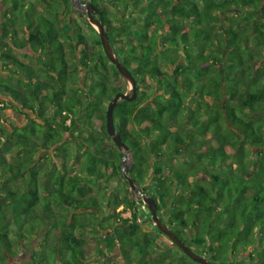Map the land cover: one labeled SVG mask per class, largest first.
<instances>
[{
	"label": "trees",
	"instance_id": "16d2710c",
	"mask_svg": "<svg viewBox=\"0 0 264 264\" xmlns=\"http://www.w3.org/2000/svg\"><path fill=\"white\" fill-rule=\"evenodd\" d=\"M1 1L0 67L15 66L24 79L17 86L0 70V264L12 251L10 231L20 246L25 231L41 236L27 264H107L114 251L124 264H167L161 233L146 228L151 216H139L134 200L145 206L122 176V152L101 139L109 138L107 105L125 84L105 55H93L99 37H89L70 0ZM81 1L100 11L136 81L137 98L113 110L129 149L126 174L197 254L238 262L251 247L257 256L248 259L264 264V0H146L133 13L123 9L135 0ZM117 6L114 24L108 9ZM20 37L31 65L13 54ZM5 99L34 118L20 127L9 120L7 129ZM68 120L82 125L78 136L66 134ZM7 144L26 158L7 163ZM94 242L103 260L91 253ZM172 259L197 264L182 253Z\"/></svg>",
	"mask_w": 264,
	"mask_h": 264
},
{
	"label": "rangeland",
	"instance_id": "374dc122",
	"mask_svg": "<svg viewBox=\"0 0 264 264\" xmlns=\"http://www.w3.org/2000/svg\"><path fill=\"white\" fill-rule=\"evenodd\" d=\"M145 1L146 0H135L134 2H131L128 5V7L124 8L123 11L126 12L127 10H131L132 13L133 12H137L136 10H140L141 9L140 6H142L141 4H143V2H145ZM2 3L3 2L0 0V12L4 11L6 9V7H7V6H5ZM117 8H118V6L108 9V13H110L109 18L114 24L116 23V21L114 19L115 16H116L115 15L116 13H114V12L122 11L121 7H120V10L117 9ZM80 13L82 14L83 12H80ZM228 15L229 16L236 15V17H237L238 13L237 12H230ZM117 16L120 17L121 14H119ZM133 16L135 18L137 17L136 14H133ZM241 16L242 17L243 16H247L249 18H253L255 15L246 14V12H245V14H242V12H241ZM74 20L77 21L76 19H74ZM137 20H139V19H137ZM0 21H2V20H0ZM84 27L87 30V32L89 34V37L92 40H96V38L98 37L97 29L95 27L91 26L89 23H88V25H84ZM1 28H2V26H1V23H0V33H2L1 32ZM27 40H28V38L20 37L18 39V47H14L13 46V54L15 55V57H17L16 60H17L18 63L31 65V60L27 56H24L25 54H27L29 52L28 46H27ZM91 51H92L94 56H98L101 59L104 56V53L102 51L101 46L100 47H96V48L92 49ZM0 70L5 75H9L10 76V74H11L13 77H15L13 79V82L17 86L20 85L21 82L24 79V77L21 74L15 73V72H17V68L15 66L9 65L8 67H5V68L0 67ZM139 89H140L141 92L144 91V88H142V87L139 88ZM125 90H126V87H125ZM4 101L6 103H9V105H7V108L3 112V119H2L3 125L7 129H10L9 120L15 126L20 127V126L26 124L29 120H31L34 117V114H32L29 111L28 108H24V109L18 108V109H16L18 107V105H15V103L13 101L8 100V99H5ZM44 110L45 111H49V113H50V110H52V109L51 108L49 109V105H46V106H44ZM68 122H69V120L67 121V125L65 126L66 134L68 135L71 132L74 135L76 134L78 136L80 134L79 131L82 130V128H81L82 125L80 124L78 127H74V126H71V125L69 126ZM93 122H95V126L96 127H100V129L102 130L103 122H102L101 119L95 118V119H93ZM76 130H78V132H75ZM86 139L87 138H80V141L84 142ZM101 139H102V141L105 144H111L112 143L109 138L105 137V138H101ZM77 142H79L78 138H77ZM7 146H9V147H6L8 149L3 150V152H2V155L5 158L7 163L16 162L18 160V157L26 158V156L23 155V153L19 152L18 150H14V147H12V146H10L8 144H7ZM261 149L264 150V145H263V147H261ZM50 153L52 154V151H50ZM43 154H45L44 150H40L39 153L35 154V159L37 160V162L39 160V157L41 155H43ZM54 161L56 162V159H54ZM73 161L76 162V165L74 164L75 165L74 168H77V166H80V164H82L81 158H80V160L74 159ZM73 161H71V162H73ZM40 162H41V160H40ZM130 162H131V159H130V154H129L128 158L126 160L127 165ZM41 163L43 164L44 167L46 166V162L42 161ZM172 164L174 165V167L176 166L175 165V161H173ZM29 175H31V171L30 170H29V174H27V176L24 179L18 180L17 182L14 183V185H18L19 188H20L22 186L23 182H26V180H27ZM111 186L115 187V183H113ZM95 193H96V196L99 198V192H95ZM134 203H135V207L138 208L137 213L139 214V216H145L146 217V215L147 216H148V214L150 215L148 210H146L145 207H142L137 199L134 200ZM128 215H129L128 212H126V213H124L123 216H128ZM150 219H151V217H150ZM145 226H146V228L148 230H151V231H154V229H155V227L152 224H150V223H146ZM13 230H14V232L17 231V230L15 231L14 228H13ZM25 235H26V237L23 240V244L20 246L18 244V239L13 236V231L9 232V246H10V249L12 251L10 253L6 254V258L3 261L4 262L3 264H27V261L29 260L31 253L36 248L37 243L40 242L41 236H39V235H28L27 231H25ZM157 242L162 248L161 257L167 258V260H168L167 264H175V261H173L172 257L174 255H176V254L181 253L178 250V248L176 246H174L162 234L157 236ZM2 245L7 246V243L3 242ZM5 246H4V248H5ZM89 246H90L91 253L94 254L95 257L100 258L101 260H103V257L101 256L102 253L104 252L102 244L100 245V243L94 242V243L90 244ZM250 252H253L254 253L253 255L257 256V253H256L255 249H252L250 247V248H248V250L242 252L239 255V260L241 262L240 261L234 262V261L231 260V262H228V263H250V264H254L253 261L248 259V254H250ZM198 255L202 256L201 254H198ZM108 256H109V258H108V263L107 264H124L118 251H114L113 253L108 254ZM150 259L151 258H148L147 261H150ZM207 259L211 260L212 262H217V261H214L210 256H207ZM93 260H96V259H93ZM217 263H227V262H217ZM91 264H94V262H91Z\"/></svg>",
	"mask_w": 264,
	"mask_h": 264
},
{
	"label": "water",
	"instance_id": "95a60500",
	"mask_svg": "<svg viewBox=\"0 0 264 264\" xmlns=\"http://www.w3.org/2000/svg\"><path fill=\"white\" fill-rule=\"evenodd\" d=\"M72 7L76 8L80 12H84L85 19L87 22L97 29L98 37L100 40L102 51L108 60V62L114 66L117 73L123 80L126 90L125 92L117 93L111 101L108 103L105 111V130L107 136L111 139L114 146L122 152V158L120 162V170L123 178L129 186V190L136 196L141 198L142 203L148 210L151 216L152 225L164 235L178 250L184 254L190 261L197 264H250V263H217L198 255L196 252L188 248L181 239H179L173 230L169 229L158 217L156 212L157 206L155 200L147 195H144L136 187L133 180L126 174L127 163L126 160L129 155L128 147L121 141L118 131L115 129L113 120V110L117 106L119 101L131 102L137 98L136 92V81L130 71L123 65V63L114 54L111 45L109 43V38L104 31V27L101 22L95 18L93 15L96 14L100 17V11L90 2H82L81 0H70Z\"/></svg>",
	"mask_w": 264,
	"mask_h": 264
},
{
	"label": "flooded vegetation",
	"instance_id": "af4514ba",
	"mask_svg": "<svg viewBox=\"0 0 264 264\" xmlns=\"http://www.w3.org/2000/svg\"><path fill=\"white\" fill-rule=\"evenodd\" d=\"M76 10H77V9H76ZM77 11H78V10H77ZM78 12H80V11H78ZM80 16H81L82 19H84V20L87 22V20L85 19V14H84V12H83ZM93 16H94L95 18H97V16H96L95 14H94ZM63 114H64V113H63ZM69 117L71 118V116H69ZM33 118H34V117H33ZM33 118H32V119H33ZM70 118H69V119H70ZM32 119H31V120H32ZM29 121H30V120H29Z\"/></svg>",
	"mask_w": 264,
	"mask_h": 264
}]
</instances>
